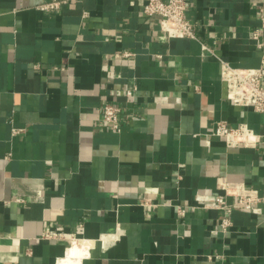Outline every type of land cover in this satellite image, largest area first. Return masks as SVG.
Here are the masks:
<instances>
[{"label":"crops","instance_id":"crops-1","mask_svg":"<svg viewBox=\"0 0 264 264\" xmlns=\"http://www.w3.org/2000/svg\"><path fill=\"white\" fill-rule=\"evenodd\" d=\"M48 1L0 0V264H264V214L236 206L224 232L195 201L223 182L264 191V137L211 134L225 120L264 136L221 78V59L261 64L264 0H189L196 38L170 39L143 0Z\"/></svg>","mask_w":264,"mask_h":264},{"label":"built area","instance_id":"built-area-1","mask_svg":"<svg viewBox=\"0 0 264 264\" xmlns=\"http://www.w3.org/2000/svg\"><path fill=\"white\" fill-rule=\"evenodd\" d=\"M63 2L66 0H50L41 7L55 9L59 8ZM142 8L147 16L158 19L160 28L168 39L196 38V22L188 15L189 0H143ZM253 37L258 40L259 46H264V41H259L258 30H255ZM131 54L129 51L124 52V56ZM221 78L226 83L227 99L230 102L236 105H251L257 111L264 112V58L257 67L233 66L230 62L221 59ZM136 90L137 86H132L127 90V96L133 97ZM123 107V104L107 102L102 108L104 121L114 131H120L122 128ZM20 130L22 129H13L15 133ZM211 134L224 138L229 147H256L264 137L247 122L231 126L225 120L216 121ZM220 186L222 192L198 193L195 196L198 205L223 211L219 230L227 232L232 226L230 214L236 206H242L255 214H264V191L259 193L257 189L238 182H223ZM178 212L183 216L186 206L179 205ZM62 236L63 233L58 231L47 230L43 233V237L47 239ZM71 239L75 240V235H72Z\"/></svg>","mask_w":264,"mask_h":264},{"label":"bare ground","instance_id":"bare-ground-1","mask_svg":"<svg viewBox=\"0 0 264 264\" xmlns=\"http://www.w3.org/2000/svg\"><path fill=\"white\" fill-rule=\"evenodd\" d=\"M84 242H85V240H84ZM79 242H75V245L71 248V250H70V253H69V255L65 258V260H64V262H70V261H72L73 259H75V260H77V261H75V262H79V259L81 258V256H82V251H81V249H80V247H79ZM85 244H86V242H85ZM88 244V243H87ZM84 248H86L85 246H84ZM88 249V248H87ZM86 252H87V250H86Z\"/></svg>","mask_w":264,"mask_h":264}]
</instances>
